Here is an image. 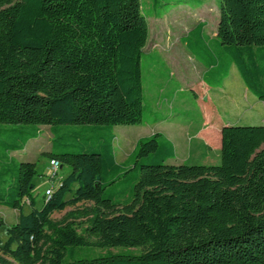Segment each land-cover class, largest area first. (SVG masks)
Wrapping results in <instances>:
<instances>
[{"label": "trees", "instance_id": "obj_1", "mask_svg": "<svg viewBox=\"0 0 264 264\" xmlns=\"http://www.w3.org/2000/svg\"><path fill=\"white\" fill-rule=\"evenodd\" d=\"M147 18L141 0H0V123L16 125L0 128L10 138H0V205L19 211L0 218V264H264V125L221 124L217 164H169L174 146L160 132L116 160L113 127L142 123L148 109ZM205 24L183 38L205 84L221 88L234 65L264 101V0H218L214 38ZM42 125L52 135L43 156L69 172L37 208L36 164L10 153Z\"/></svg>", "mask_w": 264, "mask_h": 264}, {"label": "rangeland", "instance_id": "obj_2", "mask_svg": "<svg viewBox=\"0 0 264 264\" xmlns=\"http://www.w3.org/2000/svg\"><path fill=\"white\" fill-rule=\"evenodd\" d=\"M160 4L153 5L152 0H141L143 3V13L148 16V38L146 45L143 49L141 58L143 66V87L144 96L143 101L148 107L149 111H155L156 97V67L162 68L165 64H169L173 71L170 75H175V72L184 73L183 65H189L191 69V78L195 83L196 91L201 97H195L191 90L188 88V82H180L174 88L175 97L164 98L163 103L159 104V108L163 111L167 109L174 112L179 118L173 121H161L154 123L151 120L150 112L144 111L143 122L135 125H116L113 127L115 135L114 149L117 161H121L126 154H128L134 147L135 141L144 136L151 135L155 132H162L166 135L172 131H178L179 127H184V124L191 123V138L193 137L197 128L201 126L199 111L205 109L214 118V121H221V124H238V125H260L264 124V101L257 99L251 92L244 86L236 68L231 66L230 71L224 85L221 88H211L210 92H205L200 89V69L191 58H184L180 52L179 56L175 50L179 45L180 36L185 34L193 25L196 24L199 18H204L208 22L207 31L212 33L214 31L215 22L218 18V0H200L202 6H196L198 0H160ZM176 2L180 4H166V2ZM165 3V4H162ZM155 12L164 13L162 17H156ZM161 57L162 60L158 57ZM184 63V64H183ZM188 68V67H187ZM176 74L179 78L180 75ZM186 76V75H185ZM206 97H202V96ZM181 100H185L183 104L186 110L190 111L188 115L179 114V106ZM164 104V105H163ZM173 108V109H172ZM16 126L15 124L0 123V128H10ZM77 126H68L65 130L70 131ZM41 132L37 138L30 139L25 147L20 151L13 152L14 160L34 162L36 165L37 175L33 179L35 185L33 190V198L36 202V207L41 205L42 195L46 188L57 186V180L61 179L69 172V167L63 165L59 167L55 180L50 178L49 173V160L43 156V153L50 148L51 132L48 125L39 127ZM3 139H10L7 136H0ZM177 157L169 159L167 162L177 164L180 162L179 158L183 155V150L177 145ZM2 151V150H0ZM186 152V151H185ZM2 153V152H1ZM208 162H220V145L218 146L219 158L217 160L215 153L211 152ZM217 160V161H216ZM194 161H187L192 163ZM52 180V182H51ZM91 205V202H80L76 206H67L62 211H55L51 215L53 221H61L67 217V214L75 208H81ZM30 210V205L26 201L23 212L27 213ZM19 211L11 209L7 206L0 205V218L6 224L16 222ZM73 220L76 228L80 231L85 226V218L70 217ZM4 235L0 231V238ZM112 252L124 250V248H111ZM131 251L138 253L139 248H131ZM96 254L103 253V250L95 249Z\"/></svg>", "mask_w": 264, "mask_h": 264}, {"label": "crops", "instance_id": "obj_3", "mask_svg": "<svg viewBox=\"0 0 264 264\" xmlns=\"http://www.w3.org/2000/svg\"><path fill=\"white\" fill-rule=\"evenodd\" d=\"M201 6H202V4H201ZM197 22H205L206 23L205 24V33L210 38H214V36L216 35L217 20L215 22L214 31L212 33H209L207 31L206 27L208 25V22L206 21L204 16H202V18H199L197 20ZM189 31H190V29L185 34L180 36V39H179L180 43H179L178 47L176 48L178 50H175L176 51L175 53H177V55L179 56V53L181 52L184 55V58H188L190 60L192 58L194 60V62L197 64L196 65L197 68L199 67V69H200V80H201L199 82L200 89H203L205 92H210L211 91L210 89L213 87H209L203 81V74L206 71V67L191 54V52L187 49V47L183 41V38L188 34ZM159 55L160 54L158 52V57L160 60H162ZM183 66H184L183 68L186 69V72H184V73L183 72L182 73H179V72L176 73L175 72V75H173V76L170 75V72L173 70L171 69L169 64H165L164 66H162V68H158V67L155 68L156 69V78H157V81H156V85H157L156 97H158L156 99V102H155V106H156L155 112L159 113L162 117H165V118L162 120H159L157 122H154V123H158L161 121H166V122L170 121L171 122L175 118L179 120L180 117L179 116L177 117L174 112H171L167 109H164L162 111L161 108H159V106H158L159 104L164 102L163 101L164 98L170 99V98L175 97L174 88L176 87V85L178 83L188 82V88L191 90L193 95L195 97H201L196 91L197 86L195 85L193 78H191V69H189V65H187L188 68L186 67V65H183ZM178 73L180 75V78L176 75ZM223 85H224V82H223ZM202 97H206V96L204 95ZM181 101H182L181 102L182 105L179 106V109H180L179 114L180 115H188L190 113V111L186 110V106H185V104H183L185 102V100H181ZM199 116H200V120H201V126L199 128H197V130L195 131L192 138H191V123L192 122H188L187 124L185 123L184 127H182V126L179 127L178 129L181 128L179 130V132L177 130L176 131L171 130L168 133V135L160 132L164 136H166L169 140H171V142L173 143L175 155L171 159H174L177 157V150H176L177 145L183 150V155H181L182 157L179 158L180 162L177 164H173V163L168 162L169 164L178 165V164H182V163H187V161H191V160L194 162L187 163V164H215L216 162L215 163H211V162L209 163L208 162L209 157L211 155L210 154L211 152L215 153V156L218 160V158H219L218 146L220 145L221 121H219V120L214 121V118L205 109H201L199 111ZM226 124H229V122H227ZM51 137H52V135H51ZM47 151H49V150H47ZM130 152L128 154H126L125 157L121 161H117V162H123L128 157ZM12 154H13V152L10 153L11 156H13Z\"/></svg>", "mask_w": 264, "mask_h": 264}, {"label": "built area", "instance_id": "obj_4", "mask_svg": "<svg viewBox=\"0 0 264 264\" xmlns=\"http://www.w3.org/2000/svg\"><path fill=\"white\" fill-rule=\"evenodd\" d=\"M158 104H159V103H158ZM59 167H60V164H59L58 160H56V159H51V160L49 161V173H51L50 178H51L52 180H55V178H56V176H57V172H58ZM52 180H51V182H52ZM57 181H58V182H57V184H58L59 181H60V179H58ZM52 190H53L52 187H48V188L45 189V191H44V193H43V195L45 196V199H48V198L50 197V195H51V193H52Z\"/></svg>", "mask_w": 264, "mask_h": 264}, {"label": "water", "instance_id": "obj_5", "mask_svg": "<svg viewBox=\"0 0 264 264\" xmlns=\"http://www.w3.org/2000/svg\"><path fill=\"white\" fill-rule=\"evenodd\" d=\"M243 125V124H242ZM260 125H264V124H260Z\"/></svg>", "mask_w": 264, "mask_h": 264}]
</instances>
